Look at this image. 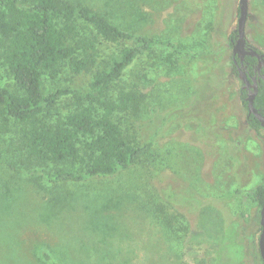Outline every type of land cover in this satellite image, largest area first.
<instances>
[{
	"label": "rangeland",
	"instance_id": "374dc122",
	"mask_svg": "<svg viewBox=\"0 0 264 264\" xmlns=\"http://www.w3.org/2000/svg\"><path fill=\"white\" fill-rule=\"evenodd\" d=\"M65 1L168 40L192 58L153 49L141 110L122 119L152 146L138 165L110 178L34 179L20 157L18 127L0 118V264H47L43 254L57 264H261L253 190L264 182V131L247 126L241 82L223 65L238 0ZM245 38L264 54V0H248ZM98 48L103 64L115 54L114 46ZM90 76L63 66L56 78L44 77L42 90L83 93ZM0 85L10 86L1 66ZM75 108L65 97L54 114Z\"/></svg>",
	"mask_w": 264,
	"mask_h": 264
},
{
	"label": "trees",
	"instance_id": "16d2710c",
	"mask_svg": "<svg viewBox=\"0 0 264 264\" xmlns=\"http://www.w3.org/2000/svg\"><path fill=\"white\" fill-rule=\"evenodd\" d=\"M234 39L232 32L227 39L229 47ZM103 44L115 47V54L105 64L98 60V45ZM156 47L181 53L180 61L192 58L190 52L168 40L121 28L81 4L0 0V66L10 81L9 87L0 85V118L19 129L20 157L29 164L27 173L57 184L110 178L138 165L148 155L152 141L143 143L122 119L137 116L141 110L147 77L143 67L147 68ZM254 63V57L244 60L250 73ZM135 64L142 72L134 73ZM228 64L237 76L232 58L223 63ZM63 66L76 76L91 75L85 92L66 88L43 92L44 77L56 78ZM120 83L128 86L119 88ZM65 97L76 108L64 116L55 115L56 106ZM239 97L245 107V92L240 90ZM253 105L264 116L262 80ZM245 121L256 134L264 131L253 115L246 114ZM49 164L65 167L41 171L32 167ZM253 198L258 209L255 221L260 227L264 182L254 188ZM43 259L57 264L47 254Z\"/></svg>",
	"mask_w": 264,
	"mask_h": 264
},
{
	"label": "water",
	"instance_id": "95a60500",
	"mask_svg": "<svg viewBox=\"0 0 264 264\" xmlns=\"http://www.w3.org/2000/svg\"><path fill=\"white\" fill-rule=\"evenodd\" d=\"M248 16V0H238V17L237 25L235 28V40L233 41V46L231 50V58L236 66L237 75L241 83L243 84L242 88H247L250 85V79L244 69L243 60L245 56L254 57L257 61L256 69L260 70L261 67H264V54L258 52L256 48L252 45L247 46V41L245 38V24ZM238 60V61H237ZM264 79V75H263ZM252 91L244 98L245 107L247 110V115H253L259 122L260 126L264 128V116L257 111L253 105L254 98L257 94L258 87L255 81V77L252 78ZM259 224H260V233L258 236L257 247L259 252V257L264 264V199L262 206L259 211Z\"/></svg>",
	"mask_w": 264,
	"mask_h": 264
},
{
	"label": "flooded vegetation",
	"instance_id": "af4514ba",
	"mask_svg": "<svg viewBox=\"0 0 264 264\" xmlns=\"http://www.w3.org/2000/svg\"><path fill=\"white\" fill-rule=\"evenodd\" d=\"M233 32H235V31H233ZM234 40H235V39H234ZM234 40H232V46H233V41H234ZM247 46H250V44H247ZM246 57H248V56H245V57H244V60H245ZM244 60H243V66H242V69H244V70L246 71V73H247V75H248V78L250 79V85H249L247 88H244V89H243V88H242L243 84L241 83L240 90L245 92V97H246V96L252 91V84H253L252 78H253V77H255V81H256L257 87H258L259 82H260L261 80L264 81V79H263V75H264V67H261L260 70H257V69H256L257 61H256V59H255V63H254V65L251 66V67H252V72L250 73L249 70L247 69V65L244 64ZM237 61H238V60H237ZM235 69H236V66H235ZM236 72H237V70H236ZM237 76H238V75H237ZM240 82H241V81H240ZM245 97H244V98H245Z\"/></svg>",
	"mask_w": 264,
	"mask_h": 264
}]
</instances>
